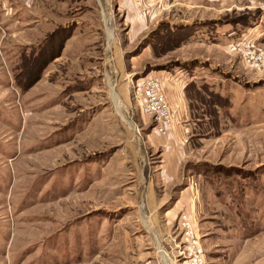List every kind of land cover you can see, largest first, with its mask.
Masks as SVG:
<instances>
[{
  "label": "rangeland",
  "instance_id": "1",
  "mask_svg": "<svg viewBox=\"0 0 264 264\" xmlns=\"http://www.w3.org/2000/svg\"><path fill=\"white\" fill-rule=\"evenodd\" d=\"M182 214L264 264V0H0V264H191Z\"/></svg>",
  "mask_w": 264,
  "mask_h": 264
},
{
  "label": "built area",
  "instance_id": "2",
  "mask_svg": "<svg viewBox=\"0 0 264 264\" xmlns=\"http://www.w3.org/2000/svg\"><path fill=\"white\" fill-rule=\"evenodd\" d=\"M138 0V4H139ZM140 14H143L141 11ZM239 43L232 44L230 46L231 50H236ZM136 95L139 96V107L141 114L151 115L158 124L156 129L158 133H164L168 127L170 120V111L169 105L166 104L165 95L161 88V84L152 79H148L141 84H137ZM179 226L184 229L186 238L190 241L189 246L186 248L189 250V253L192 255L191 264H203L202 260V249L198 246L196 238H194V233L192 232L190 222L186 215L182 214L179 219ZM186 264V263H185Z\"/></svg>",
  "mask_w": 264,
  "mask_h": 264
},
{
  "label": "crops",
  "instance_id": "3",
  "mask_svg": "<svg viewBox=\"0 0 264 264\" xmlns=\"http://www.w3.org/2000/svg\"><path fill=\"white\" fill-rule=\"evenodd\" d=\"M174 86L175 85L168 83V84L165 85V88L167 89V92L169 93V97H170L169 101H173L174 104H175V103H177L179 101V99H181V93L179 92V89L177 91V89L175 88L176 86L175 87ZM174 89H175V91H174ZM173 92H174V96H173ZM179 146H177V149L175 150V152H177L176 154H178V156L180 157L181 156V152L179 151ZM165 169L166 170H165V174L163 175V177L164 178H168L169 177V179L170 178L172 179L173 176H175L177 174V172L179 171L178 166L176 165V162H174L172 157L169 159V161H167Z\"/></svg>",
  "mask_w": 264,
  "mask_h": 264
},
{
  "label": "bare ground",
  "instance_id": "4",
  "mask_svg": "<svg viewBox=\"0 0 264 264\" xmlns=\"http://www.w3.org/2000/svg\"><path fill=\"white\" fill-rule=\"evenodd\" d=\"M107 37H108V40L111 39V31L109 29L107 30Z\"/></svg>",
  "mask_w": 264,
  "mask_h": 264
},
{
  "label": "trees",
  "instance_id": "5",
  "mask_svg": "<svg viewBox=\"0 0 264 264\" xmlns=\"http://www.w3.org/2000/svg\"><path fill=\"white\" fill-rule=\"evenodd\" d=\"M55 32H57V30H56V29L53 31V33H55Z\"/></svg>",
  "mask_w": 264,
  "mask_h": 264
}]
</instances>
